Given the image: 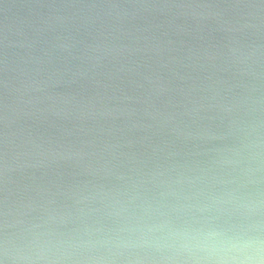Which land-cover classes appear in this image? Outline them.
Segmentation results:
<instances>
[{"label": "water", "instance_id": "95a60500", "mask_svg": "<svg viewBox=\"0 0 264 264\" xmlns=\"http://www.w3.org/2000/svg\"><path fill=\"white\" fill-rule=\"evenodd\" d=\"M244 204L264 215V0H0V248L104 258Z\"/></svg>", "mask_w": 264, "mask_h": 264}, {"label": "clouds", "instance_id": "9594fccd", "mask_svg": "<svg viewBox=\"0 0 264 264\" xmlns=\"http://www.w3.org/2000/svg\"><path fill=\"white\" fill-rule=\"evenodd\" d=\"M240 207L245 211L228 220L198 217L194 212H186L183 217L161 213L162 219L138 225L132 230L134 238L117 241L116 251L104 258L78 257L45 239L44 234L29 235L11 249L5 244L0 252L10 256L12 264H66L81 259L90 264H115L121 259L126 264H264V215L258 206ZM136 248L147 249L149 253L124 256V249ZM0 264H4L3 260Z\"/></svg>", "mask_w": 264, "mask_h": 264}]
</instances>
